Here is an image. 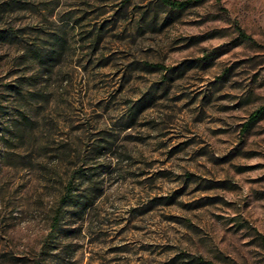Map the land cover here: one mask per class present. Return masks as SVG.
<instances>
[{
  "label": "rangeland",
  "instance_id": "rangeland-1",
  "mask_svg": "<svg viewBox=\"0 0 264 264\" xmlns=\"http://www.w3.org/2000/svg\"><path fill=\"white\" fill-rule=\"evenodd\" d=\"M35 262L264 264V0H0V264Z\"/></svg>",
  "mask_w": 264,
  "mask_h": 264
},
{
  "label": "trees",
  "instance_id": "trees-1",
  "mask_svg": "<svg viewBox=\"0 0 264 264\" xmlns=\"http://www.w3.org/2000/svg\"><path fill=\"white\" fill-rule=\"evenodd\" d=\"M158 1L160 4L167 6L171 9H175V10H181L184 9L185 7H187L188 5H190L191 3H195L196 0H185V1H180V0H156ZM261 113V110H257L256 112H254L250 118H249V122L255 120L259 114ZM78 200H75L71 197L70 195V191L67 190V192L64 194V196L62 197V203L65 204H75V202ZM55 230V229H54ZM34 264H41V262H35Z\"/></svg>",
  "mask_w": 264,
  "mask_h": 264
}]
</instances>
